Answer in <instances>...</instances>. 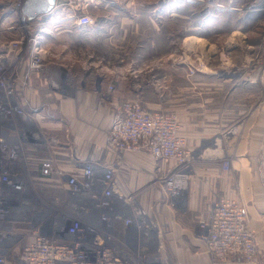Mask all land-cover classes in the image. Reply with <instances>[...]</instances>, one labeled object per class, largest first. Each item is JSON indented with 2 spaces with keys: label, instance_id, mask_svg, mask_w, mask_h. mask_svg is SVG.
I'll return each instance as SVG.
<instances>
[{
  "label": "rangeland",
  "instance_id": "374dc122",
  "mask_svg": "<svg viewBox=\"0 0 264 264\" xmlns=\"http://www.w3.org/2000/svg\"><path fill=\"white\" fill-rule=\"evenodd\" d=\"M29 1L0 0V58L3 73L11 78L19 76L27 59L29 44L23 37L44 28L41 14L34 21L26 15ZM53 1L48 10L61 14L46 27L64 30L56 36L57 43L48 40L41 44L45 49L42 66L33 72L44 69L56 48L55 58L70 65L61 72L64 80L75 74L90 82L101 75L110 82L109 94L101 96L110 106V114L129 99L138 100L144 108L165 111L176 122V133L191 153V172L200 137L221 129L234 134L241 145L253 134L261 136L264 0ZM46 12L44 18L50 21ZM75 13L89 14L91 23L77 24L71 18ZM11 27L17 33L10 34ZM15 39H23L19 47H26L17 58L16 52L10 51ZM14 84L19 87L18 82ZM118 85L125 96L115 94ZM9 123L10 115L0 111V134ZM164 179L160 181L164 183ZM28 188L34 205L28 211L37 210V220L42 219L43 229L49 232L54 216L69 211L67 189L64 183L58 187L44 180L30 183ZM186 192L178 202L184 201ZM133 235L131 229V240ZM143 244H147L144 238ZM205 250L212 260L206 246ZM157 251L159 255L160 249Z\"/></svg>",
  "mask_w": 264,
  "mask_h": 264
},
{
  "label": "built area",
  "instance_id": "2783aa9c",
  "mask_svg": "<svg viewBox=\"0 0 264 264\" xmlns=\"http://www.w3.org/2000/svg\"><path fill=\"white\" fill-rule=\"evenodd\" d=\"M73 17L83 26L92 21L86 13ZM38 31L23 37L29 44L24 62L29 70L42 66L45 50L41 47L43 34ZM23 39L10 42L16 58L26 48L19 47ZM2 61L0 58V111L10 115V123L0 134V264H164L155 246L157 226L137 194L119 191L117 167L87 162L73 172L64 169L55 155L56 137L28 126L36 114L27 108L23 91L15 87L19 76L3 73ZM41 117L46 119V115ZM176 128L167 113L150 111L138 100L129 99L115 106L107 132V142L116 150L147 152L158 160L176 162L164 179L172 205L188 189L192 166L191 153ZM41 148L46 155H38L36 150ZM40 180L58 187L64 183L67 189L69 211L54 216L49 232L43 229L45 222L37 220V210L28 211L34 207L28 186ZM198 226L214 262L258 259L255 235L238 200L216 198L209 216L199 219Z\"/></svg>",
  "mask_w": 264,
  "mask_h": 264
},
{
  "label": "crops",
  "instance_id": "0c3cea01",
  "mask_svg": "<svg viewBox=\"0 0 264 264\" xmlns=\"http://www.w3.org/2000/svg\"><path fill=\"white\" fill-rule=\"evenodd\" d=\"M49 2L51 10L54 1ZM50 10V21L44 18L47 12L41 14L44 28L38 32L43 34L42 42L52 40L57 43L56 36L64 29L55 25L46 27V24H54L61 13ZM30 17V21L37 19ZM14 29L10 28V34L17 33ZM54 50L56 55L46 60L41 72L29 70L24 63L18 86L23 91L27 108L36 114L35 120L27 122L28 126L53 135L59 141L54 146L58 163L71 172L87 162L100 167L116 166L119 191L125 195L137 194L147 215L157 226L155 244L164 264H264V123L261 136L253 134L241 145L234 134L221 129L209 133V137H200L201 146L194 156L184 201L172 205L160 180L175 168L176 162L158 160L147 152L116 150L109 146L107 132L112 114L101 96L109 94L110 82L101 75L97 81L90 82L80 80L75 74L64 80L61 72L68 70L70 65L56 59L58 50ZM89 74L86 79L90 78ZM114 92L117 96H125L119 85L114 87ZM42 114L46 119L41 117ZM202 140L205 142L201 143ZM36 151L39 156L46 153L45 148ZM218 197L236 199L244 206L248 226L258 247L256 261L219 263L210 259L200 237L198 221L209 216L212 203Z\"/></svg>",
  "mask_w": 264,
  "mask_h": 264
},
{
  "label": "water",
  "instance_id": "95a60500",
  "mask_svg": "<svg viewBox=\"0 0 264 264\" xmlns=\"http://www.w3.org/2000/svg\"><path fill=\"white\" fill-rule=\"evenodd\" d=\"M49 0H30L28 13L32 15L46 12L48 9Z\"/></svg>",
  "mask_w": 264,
  "mask_h": 264
},
{
  "label": "bare ground",
  "instance_id": "6f19581e",
  "mask_svg": "<svg viewBox=\"0 0 264 264\" xmlns=\"http://www.w3.org/2000/svg\"><path fill=\"white\" fill-rule=\"evenodd\" d=\"M49 4H50V2H49ZM49 4H48V5H49ZM49 7H50V5L48 6V9H49ZM48 9H47V11H49ZM43 13H45V12H43ZM43 13H40V14H43ZM26 15H28V16H32V17H33V16H37V15H39V14L32 15L31 13H27ZM39 18H40V17H39ZM144 240H145V238H144Z\"/></svg>",
  "mask_w": 264,
  "mask_h": 264
}]
</instances>
